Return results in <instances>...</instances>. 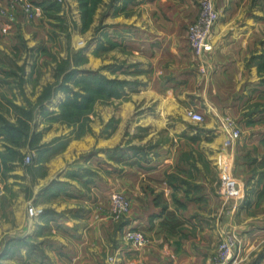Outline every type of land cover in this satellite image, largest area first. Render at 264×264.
Masks as SVG:
<instances>
[{
    "label": "crops",
    "instance_id": "0c3cea01",
    "mask_svg": "<svg viewBox=\"0 0 264 264\" xmlns=\"http://www.w3.org/2000/svg\"><path fill=\"white\" fill-rule=\"evenodd\" d=\"M182 1L169 9L167 0H144L140 9H122V21L119 16L109 21L128 35L122 47L133 55L132 62L144 65L139 78L147 84L139 103L123 107L129 115L138 105L139 114L124 119L121 137L128 138L127 125L148 131L142 141L154 146L147 159L116 169V134L103 128L115 117L114 103H98L88 142L94 154L73 165L75 144L70 155L57 154L31 168L44 170L42 178L14 182L13 167L7 181L0 178V264H211L228 230V213L244 221L264 186V169L258 174L264 157V74L259 70L264 9H242L245 0L239 8L241 0H218L212 51L201 71L187 41L196 7ZM3 32L11 35L14 22L0 18L2 39ZM7 70L0 69V104L2 95L14 104ZM190 111L203 121L191 119ZM226 119L241 130L231 143ZM229 163L242 189L235 207L219 192L220 167ZM115 189L130 200L129 213L119 223L108 216ZM28 206L41 215L31 218ZM130 229L141 231L145 242L129 241ZM262 236L242 233L236 259Z\"/></svg>",
    "mask_w": 264,
    "mask_h": 264
},
{
    "label": "rangeland",
    "instance_id": "374dc122",
    "mask_svg": "<svg viewBox=\"0 0 264 264\" xmlns=\"http://www.w3.org/2000/svg\"><path fill=\"white\" fill-rule=\"evenodd\" d=\"M189 1L196 7L197 17L203 2L207 0ZM209 1L219 19L218 0ZM142 2L144 0H0V9L5 12L0 14V18L14 22V32L11 35L3 32V39L7 37L9 40L3 42L0 38V69H8V80L14 83V104L11 98L4 95V104H0L2 182L8 180L7 174L11 167L14 168V182L23 183L27 177L42 178L44 170L34 171L31 168L40 162L45 165V162L57 154L70 155L75 144L81 149H74L76 158H73V165L74 161H82L84 156L94 154L88 142L92 134V123L97 117L96 106L98 103L106 104L107 101L114 103L115 117L103 128L106 131L109 128V131L116 134V169H121L124 164H139L147 159L148 151L154 146L152 141H142L148 131L136 127L132 129L127 125L124 133L128 138L122 141L121 137L124 119L138 117L139 114L138 105L133 109L135 115L133 111L126 114L123 107L139 103V91L147 84L144 79L139 78L144 73V65L132 62L133 55L126 53L122 47L123 40L128 35L121 25L109 23L117 16L122 21V9H140L139 3ZM181 2L183 1L167 0L165 4L169 9H174ZM241 2L242 0L237 3L238 8L242 6ZM254 6L256 9H264V0H245L241 8L252 9ZM21 17L24 21L20 20ZM196 17L187 25V30ZM259 46L260 56L264 57V40ZM114 49L119 55H108ZM206 54L199 59L193 54L201 71L205 69L203 61ZM123 55L126 61L130 57V62L124 61ZM259 63V70L264 74V60ZM227 121L226 119L225 122ZM234 127L241 135L236 123ZM79 150H83V153H77ZM26 156L30 157L29 162L25 160ZM231 164L229 163L232 173ZM259 166L258 174L261 177L264 157ZM260 189L257 200L248 208L244 221L228 213L230 222L228 221L225 234L234 235L239 243L242 233L253 232L256 237L263 236L250 241L246 252L225 264H231L235 259L234 264H264V186ZM113 192L123 194L129 202L128 211L114 220L110 215L109 198L108 216L119 223L129 213L130 200L120 189ZM241 197L226 202L235 207L232 202ZM29 207L38 210L33 206ZM38 211L37 216L30 217L41 215V210ZM230 224L233 227H229ZM137 233L143 237L140 242L127 237L135 245H141L145 242L141 231L130 229L128 234ZM218 246L219 241L211 264H215Z\"/></svg>",
    "mask_w": 264,
    "mask_h": 264
},
{
    "label": "built area",
    "instance_id": "2783aa9c",
    "mask_svg": "<svg viewBox=\"0 0 264 264\" xmlns=\"http://www.w3.org/2000/svg\"><path fill=\"white\" fill-rule=\"evenodd\" d=\"M4 11L0 9V14ZM5 13V12H4ZM218 19V13L213 9L212 4L209 0L204 1L202 8L197 15L193 23L188 27L187 30V41L189 48L192 53L198 59L204 54L212 51L211 33L215 22ZM189 116L194 121H203L202 115L190 111ZM228 129L230 130V137L228 143L239 138V130L234 127V123L230 120L227 121ZM25 160L30 161V157L26 156ZM219 192L225 201L237 199L242 196V189L238 181L234 178L231 173V169L228 165L223 164L220 167L218 175ZM111 209L110 215L112 219L117 220L122 217L129 208V202L127 198L118 192H113L110 195ZM38 210H34L32 207L28 208V214L30 216H37ZM129 238L140 242L143 237L141 234H128ZM240 246L239 241L234 235H221L219 239L218 252L215 258V264H225L232 260L236 251Z\"/></svg>",
    "mask_w": 264,
    "mask_h": 264
}]
</instances>
